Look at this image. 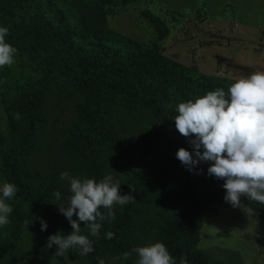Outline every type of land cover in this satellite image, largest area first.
<instances>
[{
    "label": "trees",
    "instance_id": "16d2710c",
    "mask_svg": "<svg viewBox=\"0 0 264 264\" xmlns=\"http://www.w3.org/2000/svg\"><path fill=\"white\" fill-rule=\"evenodd\" d=\"M10 1L0 0V9ZM132 1L136 0H72L71 6L81 14L82 32L89 35L91 41L74 39L75 31L68 29L70 21L62 12L57 15L64 30L57 28L58 32L53 33L57 40L68 46L67 63L58 76L68 79L84 98L82 104L76 105V121L68 132L62 154L80 167L83 178L99 182L111 175L120 184V194L131 195L135 200L124 206L115 205V219L102 222L98 237L90 235L84 223L80 222L81 234L92 241L94 248L84 257L88 264H98L106 254L121 256L134 247L161 242L177 264L185 255L187 264H227L196 247L201 218L216 216V208L228 204L223 199L226 194L223 183L202 180L196 167L190 172L178 163L167 170L155 159L147 163L144 153H139V159H135L129 153L120 131L107 124L118 104L130 116H145L150 131L147 144L159 149L170 131L177 132L172 119L180 102L194 101L218 88L227 92L229 86L225 81L200 73L195 67L164 57L154 46L110 31L106 25L105 5ZM144 14L153 23L158 39H162L167 34L165 24L150 13ZM25 33L29 34L28 31ZM34 34L44 42L53 36L44 28L33 30V37ZM55 64L60 68L62 62L58 60ZM46 89L47 81L44 80L40 86L5 106L7 133H0V174L5 182L18 188L9 200L13 209L9 214L11 234L18 237L20 227L42 218L50 225L45 241L29 247L12 246L8 264L19 260L34 263L49 259L56 247H46L48 237L58 232L66 236L72 231L68 220L58 210L70 195V185L55 175L44 176L35 164L42 155L40 131L45 123L43 106ZM15 114H19V119L15 118ZM177 134L192 153L193 147L188 139L194 137L185 138ZM165 172L171 175L169 182H162L151 195L159 209L160 220L153 234L142 240L137 229L146 206L148 182L153 175L162 178ZM57 191L61 194L60 200L55 198ZM241 203L247 204L259 217L263 216L256 202L242 196ZM101 211L106 212L103 208ZM72 219L77 218L74 215ZM108 232H112L114 238H106ZM68 252L79 255L78 249H69ZM230 256L241 264L236 252ZM135 259L133 254L128 260H120L123 264H134Z\"/></svg>",
    "mask_w": 264,
    "mask_h": 264
},
{
    "label": "rangeland",
    "instance_id": "374dc122",
    "mask_svg": "<svg viewBox=\"0 0 264 264\" xmlns=\"http://www.w3.org/2000/svg\"><path fill=\"white\" fill-rule=\"evenodd\" d=\"M71 1L11 0L0 9V27L8 29L5 40L17 50L15 63L0 68V133H7L6 104L47 81L43 106L45 123L40 131L42 155L35 164L44 176L55 175L59 179L64 172L83 179L80 167L63 156L62 148L76 121V105L82 104L84 98L68 79L58 76L67 63L68 46L53 35L58 32L57 28L64 30L57 15L62 12L70 21L68 29L75 31L74 39L91 41V37L82 32L81 14L71 6ZM105 10L107 28L113 33L154 46L164 57L195 67L200 73L228 85L238 77L264 71V0H136L105 5ZM144 13L158 17L165 24L167 34L162 39H158L153 23ZM37 28H44L54 37H48L45 42L35 34L33 37V30ZM58 60L62 62L60 68L55 64ZM107 124L120 131L135 159H139V153H144L147 163L155 159L167 170L180 163L175 155L178 149L189 151L175 131L166 135L159 149L150 147L147 144L148 119L128 115L119 104ZM209 166L210 162L196 165L201 179L224 183L207 174ZM170 178V173L165 172L162 178L153 175L148 182L146 206L137 229L142 240L153 234L160 220L159 209L151 195ZM61 181L68 184L66 180ZM3 183L0 174V187ZM9 200L6 203L9 204ZM257 204L262 210L261 217L256 214L250 217L242 207L234 208L230 204L218 206L214 217L203 216L196 247L227 264H237L230 256L232 252L238 254L241 264H264V204ZM10 223L9 220L0 227V264H8L12 246L29 247L45 241L50 227L46 222V230L41 231L39 220L20 227L19 236L14 237ZM51 226L54 228L53 223ZM53 255L34 263L19 260L13 264H88L84 256H74L68 251L63 256ZM116 257L106 254L102 260L104 264H123Z\"/></svg>",
    "mask_w": 264,
    "mask_h": 264
},
{
    "label": "clouds",
    "instance_id": "9594fccd",
    "mask_svg": "<svg viewBox=\"0 0 264 264\" xmlns=\"http://www.w3.org/2000/svg\"><path fill=\"white\" fill-rule=\"evenodd\" d=\"M6 27H0V68L15 63L17 50L8 44ZM176 115L172 120L177 132L188 139L193 152L180 148L176 158L190 172L200 162H210L207 174L223 180L224 201L232 207H242L247 215L254 216L255 211L241 205V197L264 204V71H255L247 76L238 77L224 89L209 91L202 97L176 106ZM19 119V114H15ZM201 149L203 151H201ZM195 157V158H193ZM199 174V173H197ZM66 180L70 195L66 203L58 210L68 220L71 233L48 237L46 247H56L53 256H63L69 249H78L80 256L94 251L92 241L81 234L80 222H83L90 235L98 237L102 222L115 219L114 206H124L134 202L131 195L120 194V184L111 175L97 182L92 178H75L68 172L61 173ZM18 188L5 182L0 187V227L9 223L8 216L12 207L6 203ZM60 200V192L54 193ZM106 212H102L101 209ZM76 216V220L72 217ZM41 231L47 224L40 220ZM106 238H114L112 232ZM136 256L134 264H177L168 248L161 242L134 247L115 259L128 260ZM98 264H104L99 260ZM179 264H187V256H182Z\"/></svg>",
    "mask_w": 264,
    "mask_h": 264
}]
</instances>
